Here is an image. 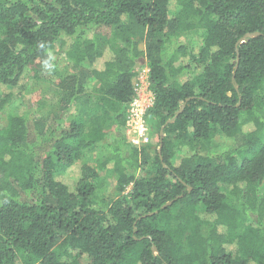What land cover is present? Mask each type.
I'll return each mask as SVG.
<instances>
[{
  "label": "trees",
  "instance_id": "16d2710c",
  "mask_svg": "<svg viewBox=\"0 0 264 264\" xmlns=\"http://www.w3.org/2000/svg\"><path fill=\"white\" fill-rule=\"evenodd\" d=\"M144 67L161 155L125 131ZM29 79L58 99L0 129V264H264V0H0V86Z\"/></svg>",
  "mask_w": 264,
  "mask_h": 264
},
{
  "label": "rangeland",
  "instance_id": "374dc122",
  "mask_svg": "<svg viewBox=\"0 0 264 264\" xmlns=\"http://www.w3.org/2000/svg\"><path fill=\"white\" fill-rule=\"evenodd\" d=\"M205 39V33L203 31H196L191 32L188 34H185L183 36V41L186 45V48L188 52L190 53L191 50H193L196 47L202 46ZM140 48L142 50L145 49V42H141ZM61 63V69L63 70V73H68V66L67 62L65 60H60ZM147 71V72H146ZM141 73L143 75H146V73H149V69L147 67L142 68ZM6 94L10 97L11 96V102L7 103L3 110L0 112V129H4L7 125V117L10 114L11 110L15 109L16 107L20 106V108L25 111V107L23 105V101H30L33 103L36 107L34 108V113L37 114L36 109H38V106L40 103H44L45 105L49 104V101H55L58 99V94L56 90V86L53 81H36L29 79L25 84H23L21 87L17 88H9L0 86V103L4 101V97ZM149 123L153 120L152 117H148ZM247 129H252L253 126H247ZM126 131V130H125ZM160 130H156L151 128L150 125V141L147 144V147L151 151V153H154L155 151H159L158 143L160 144L161 136H160ZM159 135V136H158ZM166 135L164 134V137ZM262 142L264 143V133ZM216 146L219 149H222L223 147H226L231 144L230 140L225 139L221 134H218L215 141ZM90 154L89 152H87ZM92 155V154H90ZM69 180H72V177H67ZM110 179V180H109ZM109 183V189L111 188L114 190L116 184V180L114 178H108ZM77 183V180H75L74 184ZM263 194H264V183H263Z\"/></svg>",
  "mask_w": 264,
  "mask_h": 264
},
{
  "label": "built area",
  "instance_id": "2783aa9c",
  "mask_svg": "<svg viewBox=\"0 0 264 264\" xmlns=\"http://www.w3.org/2000/svg\"><path fill=\"white\" fill-rule=\"evenodd\" d=\"M149 87L148 73H140L134 88L135 96L127 110L125 130L130 145L136 149H141L150 141L147 113L154 105L155 96Z\"/></svg>",
  "mask_w": 264,
  "mask_h": 264
},
{
  "label": "water",
  "instance_id": "95a60500",
  "mask_svg": "<svg viewBox=\"0 0 264 264\" xmlns=\"http://www.w3.org/2000/svg\"><path fill=\"white\" fill-rule=\"evenodd\" d=\"M259 36H261L260 33L248 34L244 39L240 40V42L238 43V45H240V44H242V43H246V42L250 41L252 38H256V37H259ZM184 108H185V106H183V107L181 108V110L176 114V117H177L178 115H180V114L184 111ZM173 122H174V119L168 121V122L166 123V125H168V124H170V123H173ZM166 125L163 126V127L161 128V131H160V136H161L160 147H159V153H160V155H161V150H162V147H163L164 130H165ZM161 157H162V156H161ZM172 204H173V202H169V203H167L166 205H164V206L162 207V209H166V208L170 207ZM157 213H158V212H155V213L149 214L148 216H153V215H155V214H157ZM146 217H147V216H144L143 218H146ZM153 251H154V252H157V248H156L155 246L153 247Z\"/></svg>",
  "mask_w": 264,
  "mask_h": 264
}]
</instances>
